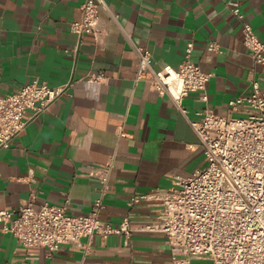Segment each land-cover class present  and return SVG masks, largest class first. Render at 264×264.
Returning <instances> with one entry per match:
<instances>
[{"label":"crops","instance_id":"1","mask_svg":"<svg viewBox=\"0 0 264 264\" xmlns=\"http://www.w3.org/2000/svg\"><path fill=\"white\" fill-rule=\"evenodd\" d=\"M105 1L97 42L93 33L81 39L72 29L83 17V0H0V96L36 78L72 84L39 115L28 111L26 128L10 148L0 147V210L35 197L37 205L67 203L69 213L89 214L102 195L91 173L113 161L101 218L118 227L130 216L136 230L129 241L124 234L96 235L88 251L84 238L50 255L44 247H25L0 223V264H212L207 257L187 263L175 255L166 233L145 229L159 221L158 202H133L194 175L207 158L174 100L152 87V72L139 77L141 59L126 32L151 51L157 70L178 67L194 42L193 60L212 74L209 100L192 92L184 106L192 118L205 107L229 115L231 99L252 95L255 77L264 88V64H256L246 46L234 8L264 41V0ZM88 73L105 77L89 82ZM252 111L244 105L233 115Z\"/></svg>","mask_w":264,"mask_h":264},{"label":"built area","instance_id":"2","mask_svg":"<svg viewBox=\"0 0 264 264\" xmlns=\"http://www.w3.org/2000/svg\"><path fill=\"white\" fill-rule=\"evenodd\" d=\"M102 7L108 8L105 0H83V17L72 23L81 39L93 33L100 42L104 33L100 28ZM234 13L244 23V42L256 64H264V41L240 7L234 8ZM111 14L117 20L118 16ZM126 36L141 59L139 77H145V71L152 72V87L174 100L199 136L207 158L206 167L192 176L177 178L173 187L134 197L133 202L148 199L160 207L159 221L145 229L166 233L174 254L187 263L207 257L212 264H264V88L260 81L253 79L251 96L230 100L231 114H217L205 107L192 118L184 99L192 92H201V99L208 101L212 78L193 60L194 42L188 43L178 67L157 70L151 51L135 43L131 33L126 32ZM67 52L75 55L77 49ZM104 77L103 73H88L85 79L100 83ZM71 86H51L36 78L14 93L0 96V147L10 148L26 128L28 111H33L32 117L39 115L68 94ZM244 105L253 111L246 117H235L233 113ZM119 133L125 134L122 129ZM113 167L110 161L91 173L99 181L102 195L89 214H71L67 203L37 205L33 197L16 209L0 210L2 232L14 234L25 247H44L50 255L70 243L81 245L84 238L89 241L88 251L96 235L124 234L129 241L136 230L130 216L118 227L101 218Z\"/></svg>","mask_w":264,"mask_h":264},{"label":"rangeland","instance_id":"3","mask_svg":"<svg viewBox=\"0 0 264 264\" xmlns=\"http://www.w3.org/2000/svg\"><path fill=\"white\" fill-rule=\"evenodd\" d=\"M235 117H238V116H235Z\"/></svg>","mask_w":264,"mask_h":264}]
</instances>
